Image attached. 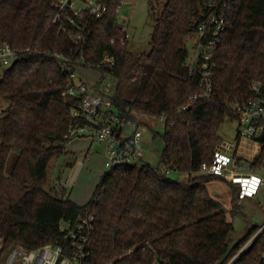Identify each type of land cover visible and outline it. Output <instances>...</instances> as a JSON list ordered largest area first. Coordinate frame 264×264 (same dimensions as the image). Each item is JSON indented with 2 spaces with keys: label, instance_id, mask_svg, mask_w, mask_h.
I'll use <instances>...</instances> for the list:
<instances>
[{
  "label": "trees",
  "instance_id": "1",
  "mask_svg": "<svg viewBox=\"0 0 264 264\" xmlns=\"http://www.w3.org/2000/svg\"><path fill=\"white\" fill-rule=\"evenodd\" d=\"M57 1L0 0V45L21 52L0 80V98L8 102L0 118V264L17 247L31 252L61 244L69 249L61 225H76L88 214L94 216L95 230L91 255L82 264H230L259 227L231 247L234 227L207 187L222 179L199 171L224 142L222 124L236 120L234 103L249 100L253 84L264 90V0L230 2L227 30L213 58L212 95L192 104L190 97L203 90L200 76L187 66L186 38L197 33L202 10L213 0H168L155 17L151 50L140 57L131 54L127 32L117 23L120 0L111 1L102 20L89 23L91 36L79 47L72 28L61 31L52 23ZM71 53L83 59L81 66L100 71L102 80L111 75L121 83L136 75L135 99L116 95L112 102L139 127L144 125L138 117L164 116L166 128L156 168L103 174L85 205L66 198L65 189L47 187L49 164L67 154L77 124L70 113L76 101L63 97L67 78L54 56ZM106 55L114 67H101ZM12 152L18 156L7 176ZM251 166L264 167V133ZM164 168L189 175L176 181ZM231 187L239 203V191ZM263 254L264 233L234 264H264Z\"/></svg>",
  "mask_w": 264,
  "mask_h": 264
},
{
  "label": "built area",
  "instance_id": "2",
  "mask_svg": "<svg viewBox=\"0 0 264 264\" xmlns=\"http://www.w3.org/2000/svg\"><path fill=\"white\" fill-rule=\"evenodd\" d=\"M111 1L113 0H58L55 4L56 13L52 23L61 31L72 28L74 32L71 38L75 45L85 46L88 37L91 36L88 30L89 23L102 20L110 10ZM127 1L120 0L115 10L117 23L123 28L120 14L127 7ZM231 1L213 0L207 3L202 10V19L196 33L197 43L193 48V55L190 54L188 58L187 66L191 72L200 76V88L203 92L192 95L189 99L190 104L202 97L209 99L212 95L213 58L218 51L222 35L227 30V12ZM20 56V51L12 49L7 44L0 45V66L10 68ZM54 56L62 64L67 78V87L63 92V97L68 101H76L72 104L70 113L77 124L71 128L70 138L76 135L77 138L103 144L106 156L105 168L108 172L116 168L135 166L156 168L157 166L151 165L146 158L150 152L142 147L143 132L138 124L122 114L112 102L111 96L102 94L97 86L89 87L79 78L77 67L83 63V59L75 60L73 53L69 56L64 54ZM103 65L111 68L114 67L115 61L106 55L101 67ZM251 89L253 95L249 100L237 101L233 105L238 123L235 143L230 145L223 142L216 149L212 163L204 164L199 171L201 175L217 177L228 182L238 189L241 199H254L264 188V175L261 174L264 167L253 168L251 166L261 151V140L264 133V90L259 84H253ZM188 108L189 104L184 106L183 110ZM161 120H164V116ZM242 141L255 144V155L251 162L245 161L238 154ZM246 164L250 167L249 171L245 170ZM163 173L169 176L175 171L164 168ZM186 175L188 176L189 173ZM59 185L61 186L57 183L56 188H59ZM258 227L255 236L230 264L236 263L257 238L263 235L264 224ZM94 230V216L90 214L76 225L63 223L61 231L70 241L69 249L61 244L48 245L31 252L21 248L24 251L21 264H82L91 255V239ZM17 254L18 251L12 255L9 264H14Z\"/></svg>",
  "mask_w": 264,
  "mask_h": 264
},
{
  "label": "rangeland",
  "instance_id": "3",
  "mask_svg": "<svg viewBox=\"0 0 264 264\" xmlns=\"http://www.w3.org/2000/svg\"><path fill=\"white\" fill-rule=\"evenodd\" d=\"M167 2L168 0L127 1V7L120 14V22L124 25L128 34V49L135 57H140L143 53L150 52L151 35L155 28V17ZM196 43V34L186 38L187 48L192 55ZM7 69L3 66L0 67V80L3 78ZM77 73L86 85L89 87L97 86L102 94L107 96L119 95L130 102L136 97L139 87V81L136 75L134 77L130 75L129 78L120 83L119 79L111 75H106L102 80L100 71L83 67V65L77 67ZM0 104L2 108L8 106V102L2 98H0ZM138 119L144 125L140 127V130L143 132L142 147L150 152L146 158H148L151 165L158 166L159 158L164 149V142L161 136L165 134V122L161 119L144 116L138 117ZM237 129V121L227 119L222 124L219 135L224 142L233 145ZM155 134L159 136L155 138ZM78 141L81 144H76L75 146H78H73L72 149L77 154L75 167L69 168L67 164L76 155L72 152H67V154L63 155L65 158L61 156L52 159L48 168L47 187H54L60 178L63 183L61 186L59 185V189L67 188L68 192L71 193L70 197L72 201L78 205H85L91 200L99 184L101 175L107 173L108 169L105 168L106 156L105 146L103 144L95 142L88 149L89 141L87 139H79ZM242 150V147H240L238 150L239 154H241ZM17 156V152H12L9 156L5 171L7 176L10 174ZM249 168V165L246 164L245 170L249 171ZM261 174L264 175V171H261ZM170 178L176 181H184L187 177L183 179L180 175L172 174ZM207 187L211 196L222 204L228 222L232 223L234 227L230 239L231 247L237 245L249 233L253 226H262L264 224V188L259 191L254 199H240L238 203L234 201L235 193L228 182L213 180ZM1 247H3V239H0ZM16 251H18V254L14 260V264H21V258L24 254L21 247L14 249L5 262L1 264H9V260Z\"/></svg>",
  "mask_w": 264,
  "mask_h": 264
},
{
  "label": "crops",
  "instance_id": "4",
  "mask_svg": "<svg viewBox=\"0 0 264 264\" xmlns=\"http://www.w3.org/2000/svg\"><path fill=\"white\" fill-rule=\"evenodd\" d=\"M1 67V66H0ZM2 104V103H1ZM1 104H0V106H1ZM5 109L6 108H2V107H0V110H1V113H0V118L2 117V115L4 114V111H5ZM77 138V137H76ZM70 139L69 140V143L67 144V152H72L73 154H76V152H74L72 149H73V146H75L76 144H81V142L80 141H78L79 139H82V138H78V139ZM235 139H236V137H235ZM88 140V139H87ZM89 142V144H88V149H90L92 146H93V144L95 143V142H92V141H90V140H88ZM224 143H226V142H224ZM234 143H235V141H234ZM78 146V145H77ZM77 146H75V147H77ZM240 147H242V152H241V154H239V151H238V154H239V156L242 158V159H244L245 161H248V162H251V160L253 159V157H254V155H255V150H256V147H255V144H253V143H251V142H249V141H242L241 143H240V146H239V148ZM239 150V149H238ZM62 157H64V156H62ZM76 157H77V154L75 155V157H74V159H72L71 161H69L67 164H68V167L69 168H73V167H75V165H76ZM65 158V157H64ZM256 159V158H255ZM149 162V161H148ZM69 164H72L71 166H69ZM105 174V173H104ZM102 176V175H101ZM186 177H188L187 175H182L181 176V178H186ZM101 178V177H100ZM59 180V182L61 183V185H62V183H63V181H61L60 180V178L58 179ZM59 182H57V183H59ZM57 185V184H56ZM56 185H55V187H56ZM62 188H65V187H62ZM65 190H66V192H67V196H66V198H70L71 199V197H70V195H71V193H69L68 192V190H67V188H65ZM211 194V193H210ZM74 202V201H73ZM260 203V202H259Z\"/></svg>",
  "mask_w": 264,
  "mask_h": 264
},
{
  "label": "water",
  "instance_id": "5",
  "mask_svg": "<svg viewBox=\"0 0 264 264\" xmlns=\"http://www.w3.org/2000/svg\"><path fill=\"white\" fill-rule=\"evenodd\" d=\"M76 138V135H74L73 137H72V139H75ZM262 140H263V138H262ZM116 237H117V231H115V233H114V239H116Z\"/></svg>",
  "mask_w": 264,
  "mask_h": 264
}]
</instances>
